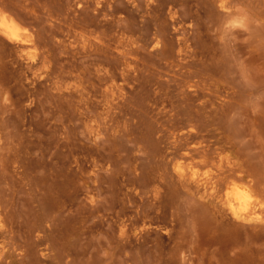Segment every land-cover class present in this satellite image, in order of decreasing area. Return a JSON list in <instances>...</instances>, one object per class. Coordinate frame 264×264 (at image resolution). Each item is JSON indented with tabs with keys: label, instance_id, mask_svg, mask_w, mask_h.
I'll return each mask as SVG.
<instances>
[{
	"label": "rangeland",
	"instance_id": "obj_1",
	"mask_svg": "<svg viewBox=\"0 0 264 264\" xmlns=\"http://www.w3.org/2000/svg\"><path fill=\"white\" fill-rule=\"evenodd\" d=\"M4 18L28 42L0 31V264H264V0H0Z\"/></svg>",
	"mask_w": 264,
	"mask_h": 264
},
{
	"label": "bare ground",
	"instance_id": "obj_2",
	"mask_svg": "<svg viewBox=\"0 0 264 264\" xmlns=\"http://www.w3.org/2000/svg\"><path fill=\"white\" fill-rule=\"evenodd\" d=\"M19 30L20 29H19L17 22L12 18H4L0 22V31L5 36H7L10 40H13L15 42H18V43L24 45L25 43L28 42V38L26 40V38L24 39V38H22V36L20 37V31ZM176 170L178 172L177 174H179L180 176H183V178L185 177L184 176V175H186L185 167L183 168L182 165L179 167L177 166ZM190 176H191V179L193 178L194 180H196L197 173L195 171H192L190 173ZM211 183L215 184L216 182L213 181ZM225 183L226 184L224 187V192L220 195V197H221L220 200L222 201L221 204L229 207L234 218H237L240 220H251V221L253 220L254 221V218H252L249 215V212L254 205V199H255L254 198L255 196L252 194L251 190L248 187H244L243 185L240 186V185L234 184V182H225ZM216 184H215V186H216ZM220 191L221 190L219 189L218 192H220ZM220 200H219V202H220ZM251 214H252V212H251ZM240 220H237V221H240Z\"/></svg>",
	"mask_w": 264,
	"mask_h": 264
}]
</instances>
